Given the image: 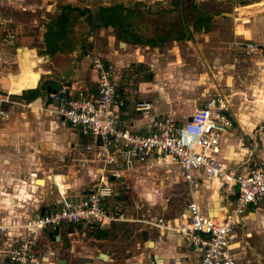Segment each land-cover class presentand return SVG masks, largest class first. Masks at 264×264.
<instances>
[{"label":"crops","instance_id":"0c3cea01","mask_svg":"<svg viewBox=\"0 0 264 264\" xmlns=\"http://www.w3.org/2000/svg\"><path fill=\"white\" fill-rule=\"evenodd\" d=\"M76 1L77 0H9L7 4L10 6L11 10L16 13V17L12 20L10 16L4 14L6 16L4 18L10 21L7 26L11 25L12 30L10 32L14 33V36L15 34L25 32L28 28H33L32 24L35 23L37 24V30L39 32L38 38L42 41L38 49L43 51V64L40 57L35 54V48L33 47L34 49H29V51L34 55L31 58L34 62H28L24 70L17 74L19 71V48H17V54L15 55L17 72L14 73L16 80L9 82L8 76L10 73L6 74L7 79H3L4 89L5 87L8 88L6 93L14 97L13 104L22 105L23 103L24 105L22 106L25 107L24 110L32 108L30 112L38 114V117L34 118L31 113H27L29 111H24V119L20 120L21 118L19 119L17 116H13L18 112L17 110L8 107L5 111L2 105L1 108L4 110V115L0 116V120H7L3 122L8 127L19 122L24 123L26 125L25 139L28 143L27 148L36 145V151H31L30 155L39 162L37 164V169L35 168L36 173H30L29 181H31L33 185L34 182H36V184L41 186L43 191L47 190L50 194L47 196L44 195L41 198L33 196V199H35V202L39 205L37 212L49 211L57 204L58 190L64 191L66 195L72 197L74 194L78 195L91 189L94 185L95 166L88 161L85 162L83 166L76 162V159L88 157V154L84 153L83 147L84 143L89 141L90 138L82 134L77 127H73L67 123L60 124L53 114L40 109V107L47 106L46 95L48 91L57 88L62 82H65L70 89L87 94L90 97L96 94L95 73L91 72V67L88 63V59L84 57V53L87 52L91 56L101 59L110 67L116 81V93L123 99V105L115 108L114 112L117 118L121 120L128 129L138 133H146L150 115H167L169 117L171 116V119L175 122H182L193 109L200 106L203 101L209 97L208 95L210 92H215L213 95L220 94L223 91L220 86L223 84L226 86L230 85L232 77L230 76L231 71L229 70H231L232 67L235 70L234 67H236V64L232 62V60H235V57L232 59L231 56L222 51L216 52V54H213V52L210 53L209 51H203L202 53L189 51L185 53H174L173 60H166V64L168 65L161 63L158 59L153 60L154 62L156 61L157 64L152 63L151 61H147V56L155 50L152 39L151 43L148 41V44H145L147 40H139L140 43H137L129 38L121 37L122 35L120 36L119 32L116 33L112 31V33L108 34L107 31L109 32L112 27L109 25L105 27L101 25H92V28H90L91 26L86 21L84 15H76L74 11L70 12V22L67 25V29L71 26L72 19L82 16L85 23H87L89 33L94 31V29H98V33L87 36V39L83 41L77 40L71 43L72 40L65 35L67 33L66 30V33L64 32L60 37H56L55 44H49L51 52L45 51L46 41L44 42L43 35L46 24L49 22L50 18L55 17L59 13L61 6L69 5L78 7L85 13H91V15H94L99 6H110L102 2L92 13L88 11V5L79 7V3ZM59 3L61 5H59ZM233 10L236 13V16L233 18L235 21L232 31L233 37L235 38L239 35L243 40L249 41L253 34L252 25L249 24L247 26L246 24L249 21L246 18H242L241 15L264 11V0L235 5ZM92 21L95 22V19ZM17 24H20L22 29H17ZM24 28L25 30H23ZM121 43L123 46H120ZM132 45H143V48L138 50L137 46L132 48ZM262 46H264V44ZM203 47H206V45L203 44ZM142 50L143 55L140 54ZM260 57L261 58L252 56L248 60L250 66L249 71L252 73L251 76L254 77V79H251L252 84H250V88L255 87L257 90L262 89L260 85L264 82V53H262ZM217 59L219 61L216 63L215 61H217ZM32 63L35 65L31 66ZM134 66H137L138 69L147 67L146 69L149 72L146 73V70L145 73L138 74L135 80ZM207 67L217 71H226L227 74L223 79L224 83L214 82V79L210 81L206 80L205 82V77H209L210 79V77L217 75L211 70L210 74ZM35 70L37 72L36 80L32 77ZM190 71H193L198 76L193 78L191 77L193 74H191L184 78L183 75L188 74ZM199 74L203 75L204 79L202 82H198ZM140 76L142 78H138ZM146 76L147 78H145ZM160 77L170 78L165 79V82L162 84L163 80H161ZM245 79H248V77ZM51 80L54 82L53 85L50 84ZM158 82H160V84H158ZM40 84L49 85V90H46L45 98H41L40 96ZM216 86L219 88H216ZM261 92V95L256 96L254 99L255 109H253L252 112L248 109H240L235 115H232V126L224 132L221 139V160H223L229 168L237 172H246L256 168L264 169V89L261 90ZM144 96L147 97L144 98ZM141 100H147L151 103L149 115H142L140 112L134 110V102ZM25 104L28 105L26 106ZM39 110L45 113L39 114ZM19 114L22 115V112L20 111ZM261 122H263V125ZM7 151L9 150L0 153L1 159H5L4 154H6ZM12 155L15 154L12 153ZM255 165H257L256 168H251V166ZM0 167H2L1 164ZM172 167L173 176L171 177L168 175L165 178H173L170 183L173 184V200L178 195L177 191L182 190L181 194L184 197L183 203H185L188 199L186 195V184L181 180L178 166L172 165ZM8 168V172H13L16 167L11 165L8 166ZM160 169L162 170V168H147L143 165H133L131 169H123L119 179L110 178L109 181H113L111 183L114 194L117 191L115 190L116 186H118V188L127 189L136 185L139 190L138 194L146 201L151 197L149 191L152 190L150 189L151 186H147L148 181L151 182L150 178L157 175ZM170 170L169 168L162 171L166 173ZM41 173H45V177L37 178L36 175L39 176ZM54 174H56L55 177ZM53 177L56 180L62 181L58 189L53 184ZM39 179L42 180L38 181ZM131 183L132 185H130ZM25 184L26 187L29 188L28 191H26L27 195H29L28 192L30 191L32 193L34 187L28 184V181L27 183L25 182ZM29 185L31 187H29ZM10 190L8 191L6 189L9 198L12 197ZM131 190H133V188H131ZM194 194L197 197V203L200 209L204 213L217 215L218 204L214 202L215 200L217 201V196L207 182L202 181V188ZM168 197L169 196H167V198ZM31 216L32 214L26 213L25 211L21 212L19 217L3 215L0 216V224L7 223L10 219L25 220ZM241 218L243 222L239 221V224L229 235L232 252L236 264H250L248 263L250 261L256 264L258 258L264 259V254L262 255L260 252H257L255 248H252L249 244V239L255 236L257 241L253 242L254 245L260 250L264 249V205L258 206L257 203L255 207H249ZM80 226L81 224L76 227ZM153 230L158 233L159 238L163 237L164 241H173V253L169 255V257L166 255L165 251L169 250L170 245H167V243L163 241L160 246L159 243L152 241L154 247L155 245L160 246L159 249H161V252L159 251V254L162 257V264L197 263V253L184 246L182 242L179 241V236L177 234L159 233L156 229ZM1 234L3 235L2 238L0 237V245H5L12 241L11 233L7 232ZM48 234L50 233L44 230L37 235L48 241ZM60 235H63L62 239L65 240L66 232L63 231ZM103 235V233H100L95 237H90V239L97 242L101 240ZM93 245L94 244L84 243L83 245H79L78 248L74 246L68 249L67 252L72 253L68 255V264H70L72 256L78 257L79 262L77 261V264H113L111 255L105 250L103 251V246L94 245L93 247ZM101 251L106 255L105 259L99 256ZM45 254V259L49 261L50 259L47 256V252ZM80 258L82 259L80 260ZM167 258L169 259L166 260ZM147 260H149V258L145 260L146 263H148ZM243 261H245V263Z\"/></svg>","mask_w":264,"mask_h":264},{"label":"built area","instance_id":"2783aa9c","mask_svg":"<svg viewBox=\"0 0 264 264\" xmlns=\"http://www.w3.org/2000/svg\"><path fill=\"white\" fill-rule=\"evenodd\" d=\"M16 28L22 26L17 24ZM7 37H14V33H8ZM234 44L248 55L263 53L262 45L250 40ZM84 57L95 71L96 94L90 97L62 82L48 91L47 106L40 109L53 114L60 124L77 127L90 138L83 147L88 157L76 162L83 166L88 161L95 166L94 185L72 197L58 190V202L51 210L0 224V232H9L12 237V242L0 248V264H49L45 256L37 255L39 249L34 245V238L41 231L59 236L63 231L70 233L72 225L103 229L121 220L122 214L109 200L114 194L109 179H119L121 171L131 169L134 163L147 168L177 165L188 197L173 215L164 217L148 207L137 221L159 233L177 234L184 246L197 253L196 264H236L229 235L239 224V217L264 200V169L237 172L221 160V139L232 126L225 97L220 94L207 97L182 122L167 115H150L146 133H138L128 129L114 112L123 105V99L116 93L110 67L87 52ZM8 97V93L0 94V116L4 112L1 105L13 103ZM134 110L149 115L151 103L135 101ZM54 177L52 181L58 189L62 181ZM202 181L216 193L217 215L204 213L197 203L194 193L202 188ZM133 208L140 211L142 204L134 202ZM18 235L22 237L17 239ZM256 264H264V259L258 258Z\"/></svg>","mask_w":264,"mask_h":264},{"label":"rangeland","instance_id":"374dc122","mask_svg":"<svg viewBox=\"0 0 264 264\" xmlns=\"http://www.w3.org/2000/svg\"><path fill=\"white\" fill-rule=\"evenodd\" d=\"M8 1L9 0H0V21L3 20L0 23L1 95L7 94L3 87V79H5L6 74L10 73L8 76L9 82L16 80L14 73L17 72V63L15 59V55L17 54L15 50L17 48L20 46L28 48H19V71L17 74L24 70L28 62H34V60H31L34 55L29 51V49L35 48V54L38 55L40 59L42 58L44 60L42 55L43 51L38 49V47L41 46L42 41H40L38 38L39 32L37 30V24H32L33 28H28L26 30L24 28L23 30H25V32L15 34V36L12 38L7 37L8 33H12L10 32L12 27L11 25L7 26L8 22L10 21L9 19L4 18L6 17L4 14L10 16L12 20L16 17V13L11 10L10 6H8ZM256 1L259 0H77L76 2L79 3V7L88 5V11L92 13L102 2H105L106 5L120 4L123 6V8H126L125 13L127 14L126 21L128 23V31H130L132 35H135L140 41H145L146 39L153 40L152 43L155 46V50H153V53L147 56V61H151L152 63L157 64V62H154L153 60L158 59V61L161 63L166 64L167 59L173 60L174 53H185L186 51L197 53L209 51L210 53L213 52V54L222 51L231 56L232 59L235 57V60H232V62L236 64V67H234L235 70L233 67L231 70H229L231 71L230 76L232 77L230 85L226 86L223 84L220 86L223 90L220 95L223 94L227 100L229 115L232 117V115H235V113L240 109H248L252 112V110L255 109V97L260 96L262 93L261 90L264 89V82H262L260 85L262 89L257 90L255 87L250 88V84H252L251 79H254V77L251 76L252 73L249 71L250 66L248 60L252 56L261 58V55L246 54L239 45L234 44V42L243 41V39L240 38L239 35L236 36L235 39L232 34L235 22L233 18L236 16V13L233 10L234 6ZM59 5L61 4L59 3ZM241 16L242 18H246L249 21L246 24L247 26L249 24L252 25L251 27L253 34L249 40L263 45L264 11ZM116 30L117 29L115 27H111L107 33H112V31L117 33ZM66 32L65 35L70 40H72L71 43H73V41H83L87 39V36L98 33V29H94V31L89 33L87 23H85L84 18L81 16L79 18L77 17L72 19L71 26ZM203 44L206 45V47H203ZM120 46H123V44H120ZM135 46H137L138 50L143 48V45ZM135 46L132 45V48H135ZM140 54L143 55V50L140 51ZM218 61L219 60L217 59L215 62L217 63ZM146 68L138 69L137 66H134L133 69L135 70V80L137 79L138 74L146 72ZM90 69L92 73H95L92 68ZM208 69L210 74L211 71H213L217 75L210 77V79L209 77H205V82L206 80L210 81L213 79L214 82H223V79L227 74L226 71L222 72L221 70L217 71L211 68ZM148 72L149 71L147 70L146 73ZM191 74H193L191 76L193 78L198 76L193 71H190L188 74H184L183 76L186 78V76ZM32 77L36 80V70ZM246 77L250 79H245ZM138 78L142 77L140 76ZM145 78H147V76ZM169 78L170 77H160V79L163 80L162 84L165 82V79ZM203 79V75L199 74L198 82H202ZM53 83V80H51L50 84L53 85ZM158 84H160V82H158ZM48 86L45 84L39 85L41 98H45ZM216 88L219 87L216 86ZM214 93L215 92H210L208 96H211ZM145 97L147 96H144V98ZM8 99L13 101L14 97L9 94ZM13 103H3L2 108L5 111L8 109V107L17 110L18 112H16L18 114L16 113L13 116H17L19 119L21 118L20 120L24 119V111H29L27 113H31L34 118L38 117V114L30 112L32 111V108H27V110H24L25 107L22 106V102V105H15ZM20 111L22 112V115L19 114ZM38 112L39 114L45 113L40 110ZM2 115H4V112ZM3 121L5 122L7 120H0V153L6 150L9 151L4 154L5 159L0 158V164L2 165V167H0V216L13 215L14 217H19L20 213L23 211L34 215L38 211L39 205H37L35 199H33V196L41 198L44 195L47 196L49 194L47 190L43 191L41 186L36 184V182H34L33 185L31 181H29L30 173H36L35 168L37 169V164L39 162L35 160L36 158L30 155L31 151H36V145L27 148L28 143L25 139L26 125L24 123L19 122L8 127ZM261 124L263 125V122H261ZM11 151L15 155H12ZM11 165H14L16 168L13 172H8V166ZM133 165L136 166L140 164L134 163ZM256 167L257 165L251 166V168ZM169 168L171 169L169 172L165 173L162 171ZM162 170L160 169L157 175H155L153 178H150L151 182L148 181L147 186H151L150 189L152 190L149 191L151 193V197H149L146 201L140 196V194H138L139 190L136 185L131 187L133 190H131L130 187L125 189L118 188V186H116L115 190L117 191L109 200L112 202V205L116 206V209L122 214L121 220L110 223L109 226L107 225V227L103 228L102 230L88 228L85 224L81 225L80 227L72 225L70 227H73L74 229L70 228V234H66L65 240L62 239L61 242L56 244H52L49 242V240L46 241L45 238L43 239L41 236L36 235L34 238V245L37 249H39L37 255L45 256V253L49 248L56 246L60 251L58 252V256L67 259L68 255L72 254L71 252H67L68 249L74 246L75 248H78L79 245L89 243L97 246H103V251L105 250L111 255L113 264H146L145 260L148 259V256L151 253L158 252L159 254V251L161 252L159 247L163 243L164 238H159L158 233L155 230L145 227V225L142 222L137 221L136 218H139L140 213H144L145 208L148 207L153 209V213L158 215L161 214L164 217H167L168 215L170 216L175 214L179 208L184 205V197L181 194L182 190L177 191L178 195L173 200V184H170L173 178H171L172 180L165 178L168 175L171 177L173 176V167L169 166L162 168ZM36 176L37 178H44L45 173H41L39 176ZM27 181L28 184H31L34 187L32 193L30 191L28 192L29 195H27L26 192L29 189L25 184ZM130 185H132V183ZM29 187L31 186L29 185ZM6 189L8 191L11 189V198H9L7 195ZM167 196H169L168 201H165ZM134 202H140L142 204V209L140 211L134 210ZM263 203V200L259 201L258 206L264 205ZM14 220L22 221L17 219ZM239 221L243 222L241 217H239ZM145 232H147L146 240L142 239V235ZM100 233L104 234L100 241L95 242L90 239V237H95ZM2 235L3 234L0 232L1 238ZM21 237V235H18L16 238L20 239ZM149 240L159 243L160 246L155 245L154 247L153 245V247H150L147 245V241ZM254 241H257L256 237H250L249 244L252 248H255L257 252H260V254L263 255L264 249L260 250L258 247H256L253 243ZM164 242H166L167 245H170L169 250L165 251L166 255L169 257V255H172L173 253V241ZM2 246L3 245H0V248H2ZM101 253L104 252L101 251ZM1 255L2 254L0 253V259L2 258ZM81 259L82 258H80V260ZM168 259L169 258L166 260ZM76 260L79 262L78 259ZM243 262L245 263V261ZM248 263L253 264V261Z\"/></svg>","mask_w":264,"mask_h":264},{"label":"trees","instance_id":"16d2710c","mask_svg":"<svg viewBox=\"0 0 264 264\" xmlns=\"http://www.w3.org/2000/svg\"><path fill=\"white\" fill-rule=\"evenodd\" d=\"M76 12V15H84L86 21L91 26L92 25H101L103 27L109 25L115 27L117 33L119 32L121 37L129 38L137 43H140L139 39L136 38L135 35H132L130 31H128V23L126 21V8H123L120 4H114L110 6H99L94 15L91 13H85L78 7L63 5L60 8L59 13L50 18L49 22L46 24V28L44 31L43 39L46 45L45 51L50 50L49 44H55L56 37H60L66 30L67 25L70 22V12ZM95 19V22L92 20ZM147 42L145 44L151 43V39H146Z\"/></svg>","mask_w":264,"mask_h":264},{"label":"flooded vegetation","instance_id":"af4514ba","mask_svg":"<svg viewBox=\"0 0 264 264\" xmlns=\"http://www.w3.org/2000/svg\"><path fill=\"white\" fill-rule=\"evenodd\" d=\"M51 234V233H50ZM50 234H48L47 235V237H48V240H49V242H51L52 244H56V243H59V242H61L62 241V236L63 235H59L58 236V239L57 240H55L54 239V236L55 235H50ZM67 235H69L70 233H66ZM53 238V239H52ZM58 252H60L59 251V248L58 247H54V246H52L51 248H49L48 249V251H47V256H48V258L50 259L49 260V264H60L59 262L61 261V263L62 264H68V262H67V259H64V258H61L60 256H58L59 254H58ZM59 257V258H58ZM76 259H78V257L77 256H72V259H71V262H70V264H77V260ZM83 261V260H82ZM150 263L151 264H157V263H155L153 260H150Z\"/></svg>","mask_w":264,"mask_h":264},{"label":"water","instance_id":"95a60500","mask_svg":"<svg viewBox=\"0 0 264 264\" xmlns=\"http://www.w3.org/2000/svg\"><path fill=\"white\" fill-rule=\"evenodd\" d=\"M121 44H122V43H121ZM262 47H263V53H264V46H262ZM240 159H241V158H240ZM235 196H237V194H235ZM214 202H216V204H218V201L215 200ZM212 206H213V204H212ZM209 214H212V213H209ZM52 239H53V238H52ZM54 239L57 240V239H58V236L55 235V236H54ZM142 239H144V240L147 239V233H146V232L143 233V235H142ZM147 245H149L150 247H153V242H152L151 240H149V241H147ZM99 256H100L102 259H105V258H106V255L103 254V253H99ZM148 258H149V260H153L155 263H158V261H159L160 264H162V257H161V255L158 254V253H151V254L148 256ZM59 263L62 264L61 261H60ZM146 264H148V263H146Z\"/></svg>","mask_w":264,"mask_h":264},{"label":"bare ground","instance_id":"6f19581e","mask_svg":"<svg viewBox=\"0 0 264 264\" xmlns=\"http://www.w3.org/2000/svg\"><path fill=\"white\" fill-rule=\"evenodd\" d=\"M22 48H23V47H22ZM16 53H17V50H16ZM33 65H35V64L32 63L31 66H33ZM5 79H7V77H5ZM5 91H8V88L5 87ZM40 180H42V179H39L38 181H40ZM147 261H148V264H151V263H150V260H147ZM157 264H160V262L158 261Z\"/></svg>","mask_w":264,"mask_h":264}]
</instances>
